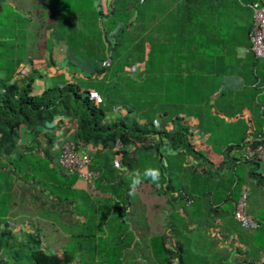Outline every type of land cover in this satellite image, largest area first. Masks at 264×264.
I'll list each match as a JSON object with an SVG mask.
<instances>
[{
    "label": "crops",
    "instance_id": "1",
    "mask_svg": "<svg viewBox=\"0 0 264 264\" xmlns=\"http://www.w3.org/2000/svg\"><path fill=\"white\" fill-rule=\"evenodd\" d=\"M19 1L0 0V29L4 22L1 16L6 8L12 13L30 16L29 1L21 0V4ZM166 1L171 3L170 9H173L182 0ZM254 1L264 4V0ZM107 4L108 0H92L95 10L103 13V20L106 19ZM220 10V13L211 12L207 19L210 25H220L224 29V36L209 35L204 38V43L213 54L210 71L205 73V77L212 81L205 108L208 111L206 113L204 109L200 112L201 119L195 116L185 118L183 114H178L183 118L180 124L189 132L186 135L187 145L172 147L167 140L161 139L156 148L152 146L147 150L140 139L135 138L121 161L120 154L112 153L114 148L87 144L90 149L89 168L94 171L95 179L86 183L57 167L59 140L70 139L76 125L74 120L55 115L51 121L34 128L21 127L16 140L17 152L12 155L16 156L19 152L22 158L31 156L47 159L49 168L73 179H65L63 187L67 192L65 197L58 199L52 190L54 183L51 179L41 183L42 186L22 179L20 181L19 178L18 181L10 182V167H3L1 172L8 177L5 182L0 179V201L6 194L17 192L21 183V206L18 207L13 201L7 203L9 206L5 213L10 221L21 219L19 221L25 223L21 228L26 229L33 224L37 231L52 232L58 230L59 225L63 226L65 220L63 227L66 232H76L78 225L74 222L84 224L87 220L86 210L80 209L82 200L74 197L76 191L83 199L97 200L102 204L100 222L103 226L109 223L106 231L111 230L116 235L114 244L120 250L125 247L135 249L138 255H145L141 261H155L159 248L162 252L163 249L171 251L173 259H166L169 264H184L182 255L188 252L209 253L213 259L203 258L204 264H247L256 258L260 249L264 248L263 243L260 244L264 238V138L256 159L250 156L236 162L234 158L250 150L248 147H239L240 142L263 131V120L259 117L257 105L264 106V89L254 98L255 91L250 85L254 81L264 84V57L254 59L242 51L251 22L250 10L235 5H226ZM196 28L195 24V31ZM42 54L45 60L35 57L33 53L27 54L7 81L16 82L27 77L31 71L30 61L38 63L46 60L52 61L54 65L37 64V72H31L33 93H39L58 78L85 79L86 70L67 61L64 40L56 39L51 33L46 38L44 33ZM100 64L98 61L89 62L91 67H99ZM131 69L125 70L130 74ZM4 76V70H0V78ZM237 113L240 117L234 116ZM124 114L123 109L107 111L103 123H110ZM128 115L133 117V114ZM215 116L218 118L215 119ZM163 123L167 124L168 130L178 124L168 120ZM196 127L201 130L200 134L195 133ZM157 140L156 135L150 134L145 144L154 145ZM148 168L160 170L159 187L144 180L135 189V195L130 196V173L137 169L143 172ZM29 184H34L37 192L29 189ZM243 185L247 190L245 210L258 222L255 227L249 228L247 234L238 232L229 223V220L235 221L230 212L238 190ZM33 196L36 199H31ZM204 206H208L207 218ZM28 222L31 225L28 226ZM121 223L130 225L129 233L120 231ZM48 235L53 237L50 232ZM246 239L251 246L245 242ZM120 253L117 259L121 261ZM131 261L137 262L138 257L135 255Z\"/></svg>",
    "mask_w": 264,
    "mask_h": 264
},
{
    "label": "trees",
    "instance_id": "2",
    "mask_svg": "<svg viewBox=\"0 0 264 264\" xmlns=\"http://www.w3.org/2000/svg\"><path fill=\"white\" fill-rule=\"evenodd\" d=\"M28 1L31 18L23 14L25 21L31 24L27 29L28 43L18 42L20 35L15 26L6 30L2 24L0 29V70L5 72L4 78H0V179L4 182L8 175L1 171L6 166L10 167V173L16 171L29 176L27 183L36 180L26 165L12 166L22 158L19 152L12 155L17 152L16 140L21 127L34 128L51 121L55 115L75 121L69 139L75 145L99 144L109 148L119 145L122 149H113L112 153L120 154L121 161L135 138L140 139L147 150L152 146L156 148L161 139L172 147L187 145L189 132L180 124L183 118L178 114L201 119L200 112L207 109L211 93L212 81L205 73L210 71L213 54L204 38L225 34L220 25H210L207 17L211 12L220 13L226 5L244 7L239 1L254 0H182L173 9L166 0H108L104 20L92 0L86 9L77 10L75 16L58 8L53 0ZM19 2L21 4V0ZM22 4L25 5L24 1ZM46 30L56 39L64 40L69 64L86 70V86L80 79L58 78L39 93H33L30 76L37 68L32 61L27 77L7 81L21 61L16 53L21 51L24 57L33 53L45 60L42 53ZM91 61L101 64L91 67ZM135 63L143 67L138 79L125 70ZM49 64L54 65L50 60L38 62L39 66ZM116 109H123L125 114L103 123L105 112ZM154 116L164 122L178 123L177 127L155 128ZM150 134L156 135L158 140L146 146ZM64 182L65 178L60 184ZM61 197L57 195L58 199ZM74 224H78V230L69 237L81 238L79 230L85 227H80L82 224L76 221ZM19 236L22 238L13 236L7 228L0 230V250L13 249L14 264H74V261L80 264L75 256L81 250L80 243L75 248L61 246L60 251L49 248L44 251L31 231L24 230ZM92 247L97 249L96 244ZM163 252L169 258L171 251L163 249Z\"/></svg>",
    "mask_w": 264,
    "mask_h": 264
},
{
    "label": "rangeland",
    "instance_id": "3",
    "mask_svg": "<svg viewBox=\"0 0 264 264\" xmlns=\"http://www.w3.org/2000/svg\"><path fill=\"white\" fill-rule=\"evenodd\" d=\"M55 5L58 8H62L70 16H75L76 11L80 9H86L87 3H90L89 0H53ZM4 19L3 25L6 30L12 29L13 26L16 27V32L18 35H20V38L18 42L24 44V42H27V29L31 28V24L27 23L24 19L23 14L19 13H12V11L9 8H6L3 10V15L1 16ZM11 31V30H9ZM28 43V42H27ZM16 55L20 58H24L23 52H18ZM37 62H34V66H37ZM41 66V65H40ZM74 66V65H73ZM133 70H130L131 77H134L135 79H138V77L141 75L142 70V64L141 63H135L131 65ZM130 68V67H128ZM82 80V79H81ZM86 79H83L81 83L86 86L87 82ZM253 89V88H252ZM254 90V89H253ZM255 95V94H254ZM212 112V111H211ZM234 116L240 117V114H236ZM185 118L190 117L187 115H184ZM193 117V116H192ZM218 118L215 116V119ZM189 119V118H188ZM140 121V120H139ZM238 122H241L238 120ZM99 150H96L98 152ZM111 155V152H110ZM28 164V165H27ZM20 166V168L23 165H26L28 167L31 174H33L36 178L34 181V184H38L40 186L41 183L46 182L48 179H51L54 185L52 186V190L55 194L64 196L67 192L66 188L63 187V185L60 184V182L65 178L68 181H71L73 178L72 176L63 177L60 175L56 169H51L48 166V160L47 159H40L38 157H31V156H24L23 158H19L18 161H15L12 166ZM58 167V165H57ZM60 170H62L60 168ZM18 178L26 181L28 180L29 176H22L20 173H17L16 171L10 174V182L18 181ZM27 179V180H26ZM36 182V183H35ZM30 183V182H29ZM34 184H29L30 188L33 191L37 192V188L35 189ZM69 193V191H68ZM15 197V199H13ZM74 197L82 200V205L80 206V209L84 208L86 210L87 220L84 224H82L80 227L84 226L85 228H80L81 235H83L81 238H75V237H69L72 232H66L65 227L59 225L58 230L49 231L47 230V234L45 235L44 230L37 231L34 229V227L31 225V223H26L28 228H23V230L31 231L40 241L39 247L42 248L44 251H46V248L49 249H57L58 251L61 250V246H64L66 249H70V246L72 248H75L77 246V243H80L81 250L76 253V257L80 259V264H165L166 259L172 258L171 254L169 258H166L162 252V249L159 248V251L157 254H155V261L153 260H147V261H141V257H145L143 254H136L135 249L125 248L123 247L120 250V247L114 244V242L117 240L116 235L114 236V232L111 230L106 231L107 226L109 223H105V227L103 226V223L100 222V219L102 218V207L101 203L97 200H88L83 199V196L78 193L74 192ZM9 200H11L9 202ZM13 201V202H12ZM15 203L17 206H21V183L18 186V191L15 193L6 194L5 198L0 201V230L1 229H9L11 231V234L13 236H16L18 239H21L22 236H19L21 233V225L25 223H21V219H18V221H10V218L7 217V203ZM77 211L79 210L76 208ZM205 210V218L206 217V211L208 210V206H204ZM6 211V213H5ZM210 223V222H209ZM230 225L234 227L235 230L238 232H241L242 234H247L250 232L249 228H241L238 226L239 224L236 221L229 220ZM78 225V224H77ZM120 231H130V225L126 223H121L120 225ZM49 232L52 233L53 237H49ZM93 235H95V238L93 240ZM44 236V237H43ZM84 236H87L86 239ZM65 237V238H64ZM98 237V238H97ZM124 241V240H122ZM128 241V239H127ZM126 241V242H127ZM249 246H251L249 243L250 241L248 239L245 240ZM263 243L264 246V238L261 240L260 244ZM93 244L97 245V249H93ZM125 246V245H124ZM120 253V257L122 258L121 261L117 259V254ZM205 250H203L204 252ZM138 257L137 262H132L131 259ZM213 259V257L209 253H186L182 255L183 263L188 264V262L192 264H204L202 259ZM101 259H106V261L102 262ZM173 259V258H172ZM213 261V260H212ZM176 264V262H174ZM173 263V264H174ZM0 264H14L13 261V249L5 248L0 250ZM215 264V263H214Z\"/></svg>",
    "mask_w": 264,
    "mask_h": 264
},
{
    "label": "built area",
    "instance_id": "4",
    "mask_svg": "<svg viewBox=\"0 0 264 264\" xmlns=\"http://www.w3.org/2000/svg\"><path fill=\"white\" fill-rule=\"evenodd\" d=\"M239 3L247 7L250 10L251 24L247 33V44L242 48L243 53L250 55L252 58L264 57V4H260L257 1H251L248 3ZM31 17L28 15L27 19ZM49 31H45L46 38H48ZM54 43V41H51ZM251 88L255 91V97L261 94L264 89L263 83L254 81ZM258 106L259 117L263 120V131L250 135L248 140L239 143V147L247 148L250 150L244 151L243 154L235 156L234 160H245L250 156H256L260 150V145L264 138V106ZM152 123L155 128L167 126L161 121L158 116L152 118ZM199 127L195 128V133L200 134ZM122 149L121 146H115L114 150ZM90 163V149L87 145H75V143L68 139L59 140V149L57 155V165L63 171L68 174H73L77 178L86 183H90L95 179V173L89 168ZM247 201V190L243 185L238 190L236 199L234 201L230 215L241 227L252 228L255 227L258 222L251 217L245 210ZM214 208V206L212 207ZM24 230L21 228V233ZM247 264H264V248L260 249L256 258L251 260Z\"/></svg>",
    "mask_w": 264,
    "mask_h": 264
},
{
    "label": "clouds",
    "instance_id": "5",
    "mask_svg": "<svg viewBox=\"0 0 264 264\" xmlns=\"http://www.w3.org/2000/svg\"><path fill=\"white\" fill-rule=\"evenodd\" d=\"M192 163L195 164L196 161L193 160ZM129 179V195L133 196L135 195V189H137L143 183L144 180H148L151 183L155 184L157 187H159L161 173L160 170L157 168H148L145 169L143 172L137 169L130 173Z\"/></svg>",
    "mask_w": 264,
    "mask_h": 264
}]
</instances>
